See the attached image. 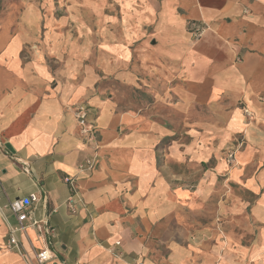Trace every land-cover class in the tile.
I'll return each mask as SVG.
<instances>
[{
    "label": "crops",
    "instance_id": "1",
    "mask_svg": "<svg viewBox=\"0 0 264 264\" xmlns=\"http://www.w3.org/2000/svg\"><path fill=\"white\" fill-rule=\"evenodd\" d=\"M118 2L120 10L112 5L95 16L106 44L112 42L108 35H120L99 48L106 80L115 67L128 68L129 43L141 35L146 75L165 82L154 83L146 96L166 99L172 114L189 115L200 101L210 110L219 98H245L256 119L246 125L235 107L227 124L246 127L264 160V0ZM200 19L209 28L195 42L193 22ZM149 32L157 41L152 48L145 41ZM51 33L43 54L25 59L28 32L0 28V194L3 205L32 193L40 197L30 209L53 229V258L43 264H264V224L252 223H264V170L232 173L239 190L262 195L250 210L235 195L231 203L220 198L226 165L219 157L218 168L206 172L198 188L181 185L161 166V158L169 159L161 155L157 136L166 126L147 112L117 109L113 96L97 90L101 77L82 60L72 37ZM81 106L96 120L90 124L97 143L81 134L75 116ZM89 156L95 166L82 171ZM68 176L76 179L79 195ZM17 224L4 207L0 264H41L37 253L46 237L35 227L17 232L19 247L8 246Z\"/></svg>",
    "mask_w": 264,
    "mask_h": 264
},
{
    "label": "rangeland",
    "instance_id": "2",
    "mask_svg": "<svg viewBox=\"0 0 264 264\" xmlns=\"http://www.w3.org/2000/svg\"><path fill=\"white\" fill-rule=\"evenodd\" d=\"M112 5L120 10L118 0H0V28L9 27L18 32H28L24 41L26 46L22 51L25 59L41 56L46 49L44 45L47 37L49 36L50 40L52 36H55L51 33L54 30L63 32L61 36L66 37L67 41L72 37L73 43L82 49L84 54L82 60L87 66L94 67L97 75L101 77L96 84L97 90L109 93V97L113 96L118 104L117 109L132 110L136 113L147 112L146 116L151 120L156 119L166 126L167 130L160 133L161 137L157 136L160 138L158 149H162L161 155L169 159L164 161V158H161V166L164 170L177 175L178 183L181 185L196 189L202 178L206 176V172L218 168L217 157H219L226 165L219 180L220 198L224 197L227 203H231V195H235L240 200L250 203L248 208L250 210L251 205L256 204L262 195L244 189L239 190V184L232 181V173L235 170L242 171V175L245 176L251 171L264 170V160L257 151L259 149L250 145L249 130L246 127L231 129L227 121L233 116L235 107L242 110L246 125L256 119V113L245 105V98L235 100L226 97L217 99L210 110L205 104L200 103V100H203L200 98L198 105H194L196 109L194 108L192 114L179 112L172 114L170 112L172 107L165 102L166 99L161 102L152 96H146L149 89L154 88L156 83L165 85V82L159 83L157 79L155 82L146 75L147 72L145 73L141 65L142 56L139 49L141 35H137L129 43L130 64L128 68L115 67L112 72L113 79L106 80L104 77L106 58L103 53L100 54L99 48L109 46L108 44L115 42L116 37L119 38L120 35L117 33L108 35L112 37V42L106 44L104 28L99 27V19L95 16L96 14L104 15L103 12H106L107 8L111 9ZM99 7L102 9L101 13L96 10ZM208 28L209 23L206 20H195L192 29L193 40L195 42L200 40ZM154 37L156 36L151 32L145 35V41L151 48L157 42ZM236 60L240 62L243 57L238 55ZM116 70L119 71L116 72ZM122 70H126L123 77L120 73ZM222 105L224 109L220 107ZM88 109L89 107L86 108ZM212 109L216 110L213 112ZM246 110L250 114L245 113ZM88 114L89 122L94 123L96 120L90 119L89 111ZM171 121L173 123H170ZM205 122H209V129H205ZM139 130L144 131L142 128ZM81 134H83L82 131ZM95 139L98 140L96 131ZM248 154L250 157L247 159ZM87 159H92L95 166L96 161L93 156L86 157L82 164H85ZM88 169L87 167L84 171ZM252 223H255L257 227L264 224L253 220Z\"/></svg>",
    "mask_w": 264,
    "mask_h": 264
},
{
    "label": "built area",
    "instance_id": "3",
    "mask_svg": "<svg viewBox=\"0 0 264 264\" xmlns=\"http://www.w3.org/2000/svg\"><path fill=\"white\" fill-rule=\"evenodd\" d=\"M245 113L250 114L248 110H246ZM75 116L78 119L80 126L82 127V133L87 135L92 143H97L98 141L95 139V127L92 126L89 122L88 110H86V108L83 106H81L80 108L78 107L75 110ZM93 157L95 159V156ZM93 166L94 161H92V159H87L85 164L80 165V169L84 171L87 167L91 169ZM65 179L70 183L74 194L79 195L76 188V179L70 176L66 177ZM38 201H40V197H38L37 194L32 193L25 197L13 199L3 205L2 196L0 194V211H2L4 207H9L18 219V224L16 226H12V228L10 229V236L8 241L9 247H19V241L16 234L18 231L25 230L27 226L35 227L39 230L40 233L43 234V236L46 237V245L37 253L39 263L43 264L53 258L52 250L50 248V236L53 233V229L49 225L48 221L39 220L33 216V212L30 208L34 202Z\"/></svg>",
    "mask_w": 264,
    "mask_h": 264
}]
</instances>
